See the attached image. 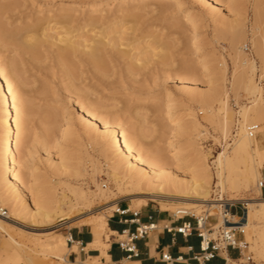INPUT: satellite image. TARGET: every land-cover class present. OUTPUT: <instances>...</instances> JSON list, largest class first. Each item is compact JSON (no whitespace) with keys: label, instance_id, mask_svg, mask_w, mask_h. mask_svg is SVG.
I'll use <instances>...</instances> for the list:
<instances>
[{"label":"rangeland","instance_id":"rangeland-1","mask_svg":"<svg viewBox=\"0 0 264 264\" xmlns=\"http://www.w3.org/2000/svg\"><path fill=\"white\" fill-rule=\"evenodd\" d=\"M112 1L114 0H0L3 7L0 22L13 31L22 29L28 23L34 24L38 17L47 18L49 14L57 17L64 11L73 17L72 26L76 30L88 24L90 14L101 19L103 27H108L118 20L116 17L120 6H112ZM179 1L184 5L195 6L199 15L187 12L179 3L172 4L168 0H162L165 8L161 12L155 11V7L138 11L140 18L128 24L133 32L126 31L147 43L156 42L153 36L159 38V43L166 46L168 54L165 63H160L152 55L148 56L145 64L139 63L137 68L129 70L130 61L113 52L112 57L107 55V71L101 74L86 63L85 57L77 55L78 80L75 83L78 90L70 86L56 47L42 49L41 56L35 59L31 53L23 52L0 40V64L11 62V68L16 71L19 79L16 87L21 88L31 106L29 129L33 147L32 161L28 168L35 174L37 184L44 193L57 197L62 193L70 196L69 188L76 185L88 191H96L94 181L98 179L104 191L114 192L110 200L117 199L116 205L122 203L136 212L152 206L169 218L176 213H179L178 217L186 214V218L193 223L196 219L208 218L205 223L212 228L210 238L217 239L220 228L224 225L221 223L223 221L220 212H224L225 206L229 204L243 207L242 203L231 200L232 191L220 192L216 186L217 178L212 165L214 157L226 144L233 142L240 105L255 104L254 118L258 127L255 137L264 134V0H218V3L212 0ZM135 3L138 5V1ZM122 6L125 7L124 4ZM195 26L199 27L205 46L214 59L212 64L204 65L194 52L192 33ZM90 30L92 27H87L82 35L89 36ZM245 63L253 65V77ZM184 66L192 71L193 76L187 77L184 74ZM250 78L259 87L261 95H254L247 90ZM180 80L204 91L218 89L221 93L228 92V108L235 121L230 126L227 139L222 134L224 114L220 113L211 122L205 121L206 111L180 89ZM165 89L173 94L179 115L187 125L192 119L191 116L201 122V137H197L199 131L190 126L185 129V133L178 135L177 144L171 143L173 120L168 114L166 99L159 94ZM91 103L95 106L90 107ZM157 103L162 104L159 111L152 109ZM218 106L214 103L212 109L218 110ZM89 108L112 126L125 128L126 135L138 137L137 147L146 158L160 157L161 162H167L169 170L179 177L195 168L196 150L198 147L204 149L209 153L208 163L213 173L210 200L216 203L222 199L224 205L219 211L209 210L206 203L197 207L190 201L175 200L176 197L169 193H164L161 200L147 201L145 205H140L144 200L137 197L133 201L123 198L115 182L108 179L105 140L101 139V144H93L95 134L90 131L84 111ZM262 145L264 147V143ZM179 148L183 149V156L178 163L167 158ZM256 161L261 165V176L258 179L260 183L264 174V154L257 156ZM254 188L255 184L246 191L241 190V193L247 198H264L262 194L257 196ZM29 196L34 206L35 196L32 193ZM109 203L111 202L94 199L89 207H83L79 217L88 214L95 218ZM114 212L115 210H107L105 214L109 218ZM211 212L217 213L207 217ZM231 212L242 216L240 209L236 211L233 207ZM79 217L69 221L65 217L56 216L50 224L41 223L40 218L28 217L26 220L17 221L15 227L11 226V230L14 235L23 233L45 238L61 234L66 237L69 231L83 226L84 218ZM165 224L159 227L160 230ZM20 228L28 232H23ZM95 238L102 239L94 236ZM119 240L127 242L128 238L126 236ZM241 242H246L245 238ZM88 249L90 248L85 249L86 253ZM76 250L78 252V247ZM242 252L243 255L239 252L241 260L230 261L229 264H255L254 252L247 249ZM68 254L67 259L70 255ZM89 254L91 253L86 255L87 258ZM248 257L252 261L247 260ZM102 258L94 261L100 262ZM48 259L49 264H58L54 258Z\"/></svg>","mask_w":264,"mask_h":264},{"label":"bare ground","instance_id":"bare-ground-1","mask_svg":"<svg viewBox=\"0 0 264 264\" xmlns=\"http://www.w3.org/2000/svg\"><path fill=\"white\" fill-rule=\"evenodd\" d=\"M137 1L138 5H135ZM168 1L172 4L179 3L187 12L199 15L192 4L184 5L179 0ZM212 1L218 3V0ZM112 6H120L116 17L118 20L108 27H103L101 19L90 14L87 19L88 24L76 30L72 26L73 17L70 13L62 11L57 17L50 14L47 18L38 17L34 24L28 23L22 29L13 31L0 22V40L23 52L31 53L35 59L41 56L42 49L56 47L57 56L65 66L70 86L74 90L79 89L75 83L78 80L77 55L85 57L86 63L101 74L108 69L107 55L112 57L115 52L130 61L129 70L137 68L139 63L145 64L148 62V56L152 55L157 57L160 63H165L168 54L166 46L159 43V38L153 36L156 42L152 44L140 41L132 33L126 32L132 30L128 24L140 18L138 11L155 7V11L161 12L165 8L162 0H124L122 2L114 0ZM2 10L3 7L0 5V13ZM87 27H92L89 31L90 35H82ZM192 34L194 52L204 65L212 64L214 59L205 46L199 27L195 26ZM157 52L159 54H156ZM245 64L253 77V65ZM183 71L187 77L192 75V71L187 66L183 67ZM17 84H19L18 75L12 70L11 62L0 64V264H49V257L57 260L58 264H62L69 252H77L76 244L68 247L66 237L61 234L45 238L28 236L23 233L14 235L11 226L15 227L17 221L26 220L28 217L40 218L41 223L44 224L52 223L56 216L74 221L81 214L83 207H89L94 199L111 202L105 209L106 211H118L116 205L118 200H110L114 192L104 191L98 179L94 181L96 191H88L76 185L68 187L70 196L62 193L60 197H57L41 190L35 174L28 168V164L32 161L33 147L29 129L32 116L31 106L21 88L16 87ZM179 86L202 110L206 111L205 121L211 122L220 113L224 114L222 134L227 139L230 126L235 121L228 108V92L221 93L218 89L204 91L194 85L191 86L184 80H180ZM246 88L254 95H261L259 87L251 78ZM159 94L166 99L168 114L173 120L170 130L171 143L177 144L178 135L185 133L187 127L191 126L198 131L203 127L194 116H191L189 125L184 122L179 115L177 101L171 92L165 89ZM214 103L219 105L218 110L212 109ZM254 105H240L237 111L238 119L235 121L236 135L232 136L233 142L226 144L223 150L214 157L212 165L217 178L216 186L220 192L232 191L231 200L242 203L246 210V219L243 224L246 242H241V254L243 255V249L250 250L255 254V264H264V198H247L241 193V190L246 191L255 184L256 195H261L258 181L261 176V165L257 163L256 157L264 154V147H262L264 134H261L260 138L251 137L248 131L251 126H256L257 122L254 118ZM91 106L95 104L91 103ZM152 109L159 111L162 109V104L157 103ZM84 111L90 131L95 134L93 144H101V139H104L107 144L105 157L109 168L108 179L115 182L123 198H129L132 201L140 198L144 200L140 205H145L147 201H159L164 193H169L176 197L175 200L190 201L197 207L206 203L209 210L219 211V208L224 205L222 199L216 203L210 200L213 173L208 163L209 153H206L204 149L198 147L196 150L195 168L185 176L179 177L169 170L167 162H161L160 157L146 158L142 150L137 147L138 137L126 135L125 128L112 126L91 108L84 109ZM198 133L197 137H201V131ZM182 156L183 149L179 148L167 158L178 163ZM29 193L35 196L34 206L30 201ZM105 210L95 218L88 214H84L85 217L80 216L84 218L83 226L89 227L94 236L102 237L101 240L95 238L87 246L100 252V256L93 257V260L100 257L106 260L110 258L107 252L110 231ZM215 213L217 212H211L207 217ZM220 215L223 221L221 223H224L221 230L226 225L224 212H220ZM200 219L205 220L206 218ZM230 220L233 223L238 222L236 216H230ZM203 225L204 221L201 222V226ZM23 232L28 231L23 230ZM247 260L252 261L250 257Z\"/></svg>","mask_w":264,"mask_h":264},{"label":"crops","instance_id":"crops-1","mask_svg":"<svg viewBox=\"0 0 264 264\" xmlns=\"http://www.w3.org/2000/svg\"><path fill=\"white\" fill-rule=\"evenodd\" d=\"M264 179V174H263ZM261 194L264 196V189L261 190ZM263 198V197H262ZM145 210L138 211V216L134 217L136 211L131 210L124 204L119 203L117 205L118 211H115L107 219L108 229L110 231V240L108 248L109 260L102 258L104 264H229L230 261H239V251L237 250H221L218 255L209 262H198L195 257L200 253L201 239L198 237L197 232H194L190 237H183L180 234L168 232L162 229L160 226L163 223L171 228H178L185 220H179L174 216H166L156 208L147 206ZM124 211V212H123ZM236 214L237 218H241L239 213ZM155 224L159 229L148 232L147 236L139 238L133 242L135 249L137 250V257H128L129 253L121 248L122 241L119 238L130 236L136 229L143 225ZM74 238L73 245H77L78 252H71L68 256H65V262L67 264H79L83 259L93 257H99L100 252L93 249H88L87 246L94 240L93 234L86 226L81 228L76 227L70 232ZM117 236V237H115ZM68 246V247H72ZM243 253V252H242ZM163 254H169L171 256V262H165L162 259Z\"/></svg>","mask_w":264,"mask_h":264},{"label":"built area","instance_id":"built-area-1","mask_svg":"<svg viewBox=\"0 0 264 264\" xmlns=\"http://www.w3.org/2000/svg\"><path fill=\"white\" fill-rule=\"evenodd\" d=\"M258 127L257 126H251L249 128L250 136H255L257 133ZM259 186L262 189H264V179H262L259 183ZM234 207L236 211L242 210V216L239 218L238 222L233 223L230 220V216H235L236 214L232 215L231 209ZM245 208L241 207L238 208L234 204H229L228 206H225L224 209V222L226 227L222 228L218 234L217 239L210 238L212 233L211 226H206L205 220L196 219V222H192L188 220L186 217L188 215L182 214V217H178L179 213L174 214L173 216L179 220H185L180 227L178 228H171L167 225L163 226V230H166L168 232H173L175 234H180L183 237L187 238L190 237L194 232H197L198 237L201 239L200 243V253L195 257V260L200 262H209L213 260L218 253L221 250H237L241 253V241L245 238V231H244V221H245ZM119 212V210H118ZM124 212V211H123ZM139 214L138 212L134 213V217H137ZM204 221V225L201 226V222ZM136 229V231L130 236H128L127 242H121L120 246L123 248L126 252L129 253L128 257H137L138 253L135 249V246L133 242L139 238H143L144 236H147L148 232H151L153 230L159 229L157 225L155 224H149V225H143ZM66 242L67 245L72 246V244L75 242L72 234L70 231L66 235ZM162 259L165 262H171V256L169 254H163ZM79 264H104L102 260L100 262H95L94 260H89L88 258L83 259Z\"/></svg>","mask_w":264,"mask_h":264}]
</instances>
